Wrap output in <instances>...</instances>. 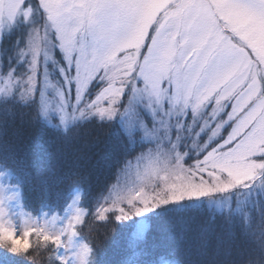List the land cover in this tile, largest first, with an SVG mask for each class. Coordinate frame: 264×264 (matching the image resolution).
Wrapping results in <instances>:
<instances>
[{
  "label": "snow or ice",
  "instance_id": "snow-or-ice-1",
  "mask_svg": "<svg viewBox=\"0 0 264 264\" xmlns=\"http://www.w3.org/2000/svg\"><path fill=\"white\" fill-rule=\"evenodd\" d=\"M17 16L39 22L20 51L21 59L27 56V71L0 74V92L19 83L23 98L36 97L45 114L55 105L61 119L68 115L66 106L72 114L111 118L129 106L133 94H143L148 107L153 100L160 106L165 120L169 112L183 115L190 105L187 127L200 121L192 145L201 154L185 164V152L176 146L180 133L168 149L158 144L142 157L143 186L115 196L107 215L127 220L169 199L248 187L264 170V0H38L35 5L0 0V29ZM45 61L63 78L55 97L44 91L51 81ZM93 78L102 81L95 99L77 107ZM73 82L75 103L69 98ZM205 128L206 138L197 146L195 137ZM217 136L219 142L209 145ZM155 182L162 185L159 190L152 188ZM27 236L30 241L31 233ZM11 243V250L0 249L21 257V242ZM91 254L81 247L82 264Z\"/></svg>",
  "mask_w": 264,
  "mask_h": 264
},
{
  "label": "trees",
  "instance_id": "trees-1",
  "mask_svg": "<svg viewBox=\"0 0 264 264\" xmlns=\"http://www.w3.org/2000/svg\"><path fill=\"white\" fill-rule=\"evenodd\" d=\"M33 25L19 16L2 33L0 74L10 68L16 76L24 73L27 56L21 59L20 51ZM55 54L63 64L60 54ZM91 85L89 95L98 86ZM144 115L140 110L134 121L140 123ZM55 116L46 120L34 98H21L19 83L11 91L0 92V166L19 187L27 211L35 215L41 211L62 214L78 190L79 206L90 215L118 173L148 148V141L142 140L136 127L128 126L125 119L77 114L62 127ZM181 147L178 149L182 151ZM192 156L190 151L183 162L190 164ZM249 201L237 208L233 194L229 208L219 209L196 200L169 203L143 215L141 228L136 217L116 221L114 212L109 213V224L100 223L86 237L94 247L88 264H237L245 255L259 253L249 229L258 219H264V202ZM111 224L114 231L109 233ZM97 242L103 243L102 248H95ZM0 257L5 264H29L3 249ZM54 264L63 263L54 259Z\"/></svg>",
  "mask_w": 264,
  "mask_h": 264
},
{
  "label": "rangeland",
  "instance_id": "rangeland-1",
  "mask_svg": "<svg viewBox=\"0 0 264 264\" xmlns=\"http://www.w3.org/2000/svg\"><path fill=\"white\" fill-rule=\"evenodd\" d=\"M18 17L19 16H17L15 21L18 19ZM37 20L38 19L35 16H33L30 21L26 22L24 20V22L33 25L35 23H38ZM14 22L0 29V38L2 33L4 31L9 30L11 26L14 24ZM55 52H58L61 56L59 49H55ZM45 64L48 69V75L50 80L55 82L57 86L63 87V78L60 76L59 69H57L54 66L52 61H45ZM26 71H27V67L25 65L24 72ZM92 82L95 83L96 85L98 84V86L95 87L93 89L94 91H92V93L89 95L90 93L89 88L90 86H93L91 85ZM101 84L102 81H99L95 78L91 79L88 82V84L85 86L82 92L80 104H78L77 107H80V105H82L83 103H90L92 99H95V96L97 94V91L101 87ZM70 88L72 89L69 98L73 103H75L74 82L70 84ZM44 91L45 94L48 95L49 97H55V90L53 87L46 86L44 88ZM125 95H127V92L125 93ZM84 97H87L85 101H84ZM32 98H34L37 104L39 105L36 97L33 96ZM162 103L164 104L165 108L170 107V105L167 104L166 100L162 101ZM147 104H148V99L143 94L140 95L133 94L132 99L129 102V106L125 108L123 112L118 111L111 118L100 117L98 114L95 113L98 118L127 120L128 126H130L131 124L134 127H136V129L140 132L141 139L144 141L147 140L148 141L147 143L149 144L148 148H146L144 152L138 154L132 161H129V163L126 164L125 168L118 173L117 177L112 183V188L109 190V192L106 195L109 198H115V196L121 193L135 191L137 188L143 186L144 183L143 182L144 161L142 159L143 155L146 154L148 151H156L158 144L161 147L168 149L172 144L173 139L177 133H180L179 138L176 139L177 149L182 146L181 149L183 152H185L183 161L185 157L188 156V153L190 151L193 154L191 158L192 160L197 158V156L200 154L199 152H197L196 147L192 145V141H193L192 133H194L196 129L199 127L200 121L195 120L191 128L187 127L188 121L192 119V112L190 105L185 106L183 115L179 111H176L175 114L169 112L167 119L165 120L163 113H161L160 111V106L157 105L154 100L152 102L151 108L148 107ZM120 106L121 108H123V102H121ZM210 106H211V101L208 102V107ZM175 107L176 109H178L180 105L177 104ZM70 108H71L70 106H66V111L68 112V115L64 119H61V114L55 110V105L49 107L46 114L42 113L41 110L40 112L41 115L46 120H48L49 116L56 115L55 117L59 119V122L62 125V127H65L69 124V122L77 118V114H72ZM140 110L144 111L145 113V115L142 116L143 123H141V121L140 123L134 121V118L137 117V113ZM204 111H207V108H205ZM221 115H223V113H221ZM157 117H159L160 119H157ZM177 123H179V128L176 127ZM224 127H227L224 132L226 134L229 124H225L222 127V129ZM207 131L208 129L205 128L201 130L198 135H196L195 140L197 146L200 143H203V141L206 138ZM217 138H219V136L209 140L208 142L209 145L212 143V141H214ZM161 187L162 185H160L159 182H155L152 185V188L155 190H159ZM233 194L235 195V202L237 208L243 207L245 203H249L250 202L249 200L252 201V199L255 200L262 199L264 202V170H261L260 174L256 177V179H254L249 184L248 187L236 186L224 192H212L198 197H183L179 200L169 199L167 200V202L158 204L157 206H161L169 203L178 204L183 202L184 200H196V201L206 202L207 204L212 205L213 207L219 209L229 208ZM79 196H80V192L78 190L75 191L73 198L71 199L70 203L65 207L62 214H60L59 212L41 211L39 214L35 215L34 213H31L24 208L19 187L11 180V176L8 170L0 166V207L6 208L9 218H11L13 221L17 223L20 222L22 217L29 221L34 218L37 225L44 223L45 226L48 227L51 231L53 232L58 231L64 227L66 221L69 220V218L75 213L77 209L80 210L84 209L79 206ZM122 206L124 205L122 204ZM157 206L151 208L149 211L141 215H132L130 218L136 217L138 226L139 228H141L143 225V221H142L143 215L153 211ZM60 239L62 243L61 245H58L56 247L55 249L56 255L57 257H61V258L67 257V259H64L63 261L61 259L58 260L61 261L63 264H76L75 258L69 255V253L75 252L83 239L79 235H73L71 239L68 241L71 246L67 248L63 246V242L67 240L68 237L66 235H61Z\"/></svg>",
  "mask_w": 264,
  "mask_h": 264
},
{
  "label": "clouds",
  "instance_id": "clouds-1",
  "mask_svg": "<svg viewBox=\"0 0 264 264\" xmlns=\"http://www.w3.org/2000/svg\"><path fill=\"white\" fill-rule=\"evenodd\" d=\"M50 87H57L55 82H48ZM21 98L22 95H21ZM78 178V177H77ZM112 185H109V189ZM113 198L102 195L95 206V210L88 215L87 209H81L75 216L72 215L66 221L64 227L58 231H51L44 223L36 224L35 219L27 220L21 218L17 223L9 218L7 209L0 207V248L11 250L12 241H20L23 248L17 254L24 258L29 264H54V259H61L56 255V247L61 245V235H66L67 240L63 242L64 247H70L69 240L73 235H82L83 238L93 233L100 223H108V210L113 206ZM123 203V201H121ZM89 216L91 217L89 219ZM116 221H120L114 216ZM83 230V234L82 231ZM114 231V225L108 229L109 233ZM251 239L254 241L259 253L253 251L245 255L237 264H264V219H258L249 229ZM27 233H31V240H28ZM108 235L105 234V239ZM84 246L93 252V245L89 240L83 239L75 252L69 253L76 260V264H82L81 247ZM103 243L97 242L96 249L102 248ZM67 257H63V260ZM90 257L88 258V260ZM62 260V259H61ZM231 264V262H229Z\"/></svg>",
  "mask_w": 264,
  "mask_h": 264
}]
</instances>
